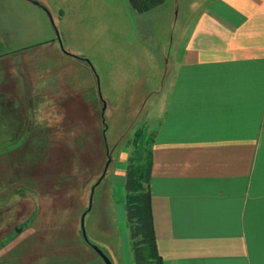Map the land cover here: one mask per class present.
Returning <instances> with one entry per match:
<instances>
[{
  "label": "rangeland",
  "instance_id": "374dc122",
  "mask_svg": "<svg viewBox=\"0 0 264 264\" xmlns=\"http://www.w3.org/2000/svg\"><path fill=\"white\" fill-rule=\"evenodd\" d=\"M188 1L201 4L166 0L137 13L128 0H0V70L27 81L25 92L16 84L15 135L1 133L0 240L38 208L35 223L57 236L52 264L101 262L90 245L112 264L131 263L125 189L112 172L138 128L155 131ZM4 101L0 118L15 107Z\"/></svg>",
  "mask_w": 264,
  "mask_h": 264
},
{
  "label": "crops",
  "instance_id": "0c3cea01",
  "mask_svg": "<svg viewBox=\"0 0 264 264\" xmlns=\"http://www.w3.org/2000/svg\"><path fill=\"white\" fill-rule=\"evenodd\" d=\"M200 2L183 5L191 22L155 116L149 189L156 247L163 264H264V0ZM1 70L0 98L15 107L0 118V134L15 135L24 95L16 84L25 92L27 81ZM122 153L117 164L124 166L112 172L118 187L128 150ZM34 214L1 238L0 264L53 263L57 236Z\"/></svg>",
  "mask_w": 264,
  "mask_h": 264
},
{
  "label": "trees",
  "instance_id": "16d2710c",
  "mask_svg": "<svg viewBox=\"0 0 264 264\" xmlns=\"http://www.w3.org/2000/svg\"><path fill=\"white\" fill-rule=\"evenodd\" d=\"M165 0H128L137 13H145ZM154 133L138 128L129 141L132 150L126 159L124 207L131 243L132 264H163L158 254L149 189L153 165Z\"/></svg>",
  "mask_w": 264,
  "mask_h": 264
},
{
  "label": "water",
  "instance_id": "95a60500",
  "mask_svg": "<svg viewBox=\"0 0 264 264\" xmlns=\"http://www.w3.org/2000/svg\"><path fill=\"white\" fill-rule=\"evenodd\" d=\"M84 216H85V213H83L81 215V218H80L81 235H82V238L85 241V243H89V241L86 237V234L84 232ZM90 246L96 252V254L101 258V260L104 264H112V261L102 252V250H100L99 248H97L94 245H90Z\"/></svg>",
  "mask_w": 264,
  "mask_h": 264
}]
</instances>
